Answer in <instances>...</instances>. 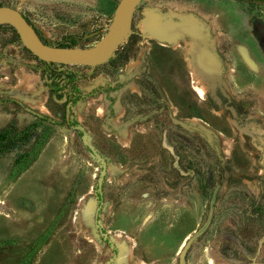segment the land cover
<instances>
[{
  "label": "rangeland",
  "instance_id": "obj_1",
  "mask_svg": "<svg viewBox=\"0 0 264 264\" xmlns=\"http://www.w3.org/2000/svg\"><path fill=\"white\" fill-rule=\"evenodd\" d=\"M119 1L0 7L84 53ZM126 31L107 62L62 66L0 21V264H180L188 239L183 264H264V2L142 0ZM67 71L94 91L77 131L44 85Z\"/></svg>",
  "mask_w": 264,
  "mask_h": 264
},
{
  "label": "water",
  "instance_id": "obj_2",
  "mask_svg": "<svg viewBox=\"0 0 264 264\" xmlns=\"http://www.w3.org/2000/svg\"><path fill=\"white\" fill-rule=\"evenodd\" d=\"M141 1L142 0H120L113 11L107 31L99 43L89 51L84 53L82 52L78 55L68 54L63 49H56L41 42L31 32L30 27L27 25L22 15L15 9L4 6L0 7V21L10 26L17 34L22 46L43 63H52L62 66L95 67L107 62V60L110 58L119 41L122 30L124 28L126 29L130 17ZM72 129L81 130L82 128L77 126ZM87 147L89 151L92 152L91 147L88 145ZM214 195L215 192L212 194V204ZM210 209H212L211 205ZM209 218L210 214L208 215L204 225L198 229L196 233H194L192 237L193 239L205 229ZM191 240L192 239H188L186 241L180 252L178 257L180 264H183L184 253L187 250Z\"/></svg>",
  "mask_w": 264,
  "mask_h": 264
},
{
  "label": "trees",
  "instance_id": "obj_3",
  "mask_svg": "<svg viewBox=\"0 0 264 264\" xmlns=\"http://www.w3.org/2000/svg\"><path fill=\"white\" fill-rule=\"evenodd\" d=\"M236 1L242 2L245 0H236ZM262 2H264V0H262ZM25 21H26V19H25ZM32 30L36 35L38 34L36 30H34V29H32ZM75 78H76V76L72 71H67L66 76L62 80H60L56 83L52 82V80H50V79L47 81L44 80V85H45L46 89H48L52 93V95L57 94L58 92L62 91L64 88L67 87L68 93L66 96V103L69 104L70 107H72L77 102L84 101V99L86 97L91 96L92 93L94 92V91H92L88 94L79 93V91L75 85ZM76 124L77 123L75 121H73L72 125H76ZM11 135H14V133L12 132V130L9 127L2 129L0 131V143L2 141L6 140ZM0 146H3V145H0ZM95 196H96V205H97V213H98L99 207L101 204V194H100L99 189L96 190ZM261 208L262 207L260 205H256V210H258V212L264 211Z\"/></svg>",
  "mask_w": 264,
  "mask_h": 264
},
{
  "label": "bare ground",
  "instance_id": "obj_4",
  "mask_svg": "<svg viewBox=\"0 0 264 264\" xmlns=\"http://www.w3.org/2000/svg\"><path fill=\"white\" fill-rule=\"evenodd\" d=\"M194 18V17H193ZM196 18V17H195ZM197 19V18H196ZM202 25V24H201ZM190 27V26H189ZM190 29H192V28H190ZM191 31V30H190ZM202 33V32H201ZM194 34V33H193ZM192 34V35H193ZM126 35H127V31H126V29L124 28L123 30H122V32H121V34H120V37H119V40H121V39H124L125 37H126ZM195 35V34H194ZM65 52L66 53H68V54H71V55H78V54H81L82 52H78V51H75L74 49H66L65 50Z\"/></svg>",
  "mask_w": 264,
  "mask_h": 264
},
{
  "label": "flooded vegetation",
  "instance_id": "obj_5",
  "mask_svg": "<svg viewBox=\"0 0 264 264\" xmlns=\"http://www.w3.org/2000/svg\"><path fill=\"white\" fill-rule=\"evenodd\" d=\"M23 17V16H22ZM24 18V17H23ZM24 20H25V18H24ZM45 44V43H44ZM45 64H48V63H45ZM50 64V63H49ZM52 64V63H51ZM69 108H70V106H69V104H67L66 103V108H65V112H66V114L64 115V121H65V123H66V125L69 127V128H74V127H77V126H75V125H72V121L69 119V117H68V115H67V112L69 111ZM74 131H77V130H74Z\"/></svg>",
  "mask_w": 264,
  "mask_h": 264
}]
</instances>
